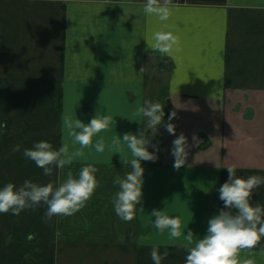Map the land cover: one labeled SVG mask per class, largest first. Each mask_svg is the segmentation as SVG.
<instances>
[{"label": "crops", "instance_id": "obj_1", "mask_svg": "<svg viewBox=\"0 0 264 264\" xmlns=\"http://www.w3.org/2000/svg\"><path fill=\"white\" fill-rule=\"evenodd\" d=\"M145 2L0 0V186L25 179L59 185L85 164L96 167L98 180L71 215L45 221L43 203L19 215L0 212V264H154V246L167 253L162 264H184L188 242L159 231L152 210L203 235L223 206L218 188L228 167L264 176V0H160L172 9L167 21L145 13ZM157 30L174 33L178 45L157 50ZM149 100L165 107L175 133L163 121L149 128L136 114ZM97 113L113 117L94 137H104V151L85 147L64 168L53 164L51 175L23 155L42 139L72 155L81 146L66 118L87 122ZM143 128L159 158L142 161L143 198L125 221L112 198L116 176L131 170L121 156L131 153L126 144L117 153L111 141ZM181 133L190 148L177 169L171 148ZM252 199L264 204V184ZM239 257L264 264V238Z\"/></svg>", "mask_w": 264, "mask_h": 264}, {"label": "clouds", "instance_id": "obj_2", "mask_svg": "<svg viewBox=\"0 0 264 264\" xmlns=\"http://www.w3.org/2000/svg\"><path fill=\"white\" fill-rule=\"evenodd\" d=\"M144 11L155 15L160 21H167L172 9L160 0H146ZM154 47L162 53L170 52L178 45L179 38L171 31L157 30L153 33ZM136 114L147 117L149 128L165 125L175 133L172 123L165 121V107L159 101H147L136 108ZM176 113L168 116L171 120ZM113 117L110 114H96L85 122L80 118H66L65 124L68 134L81 146L72 155L62 157L65 148L57 149L48 140L35 141L30 148L23 149V155L35 161L42 167L45 175L53 173L52 165L64 168L74 157L82 156L83 149L93 146L97 151H104L106 142L104 137L94 140L97 133L111 126ZM117 153L123 151L121 145L126 144L131 153L130 157L121 156L125 165L131 170L123 176H116L114 183L119 190L114 194L112 201L116 214L125 221H130L135 215V209L143 198L145 168L142 161H155L159 158L160 147L152 142L144 128L139 132H125L121 137L116 134L111 141ZM153 150H149V148ZM21 145H16L20 150ZM190 145L187 137L181 133L172 141L171 154L174 157V167L179 169L187 163ZM228 179L218 188L219 199L223 206L218 212L208 218L207 229L203 235L194 233L191 229L182 226L179 216H169L164 209L154 208L151 216L156 228L163 232L167 230L172 237H183L187 242V254L184 264H254L252 258L241 260L239 252L243 248H251L264 238V204L253 203V190L264 184V176L254 174L248 177L237 175L235 166L227 168ZM97 169L93 164L83 165L78 174L71 169L66 179L57 185L54 181L38 183L25 179L17 186L14 182L0 186V212H11L19 215L27 208L47 205L45 221L54 215H71L80 208L94 193L98 180ZM167 253H161L158 247H153L151 256L154 264H162Z\"/></svg>", "mask_w": 264, "mask_h": 264}, {"label": "built area", "instance_id": "obj_3", "mask_svg": "<svg viewBox=\"0 0 264 264\" xmlns=\"http://www.w3.org/2000/svg\"><path fill=\"white\" fill-rule=\"evenodd\" d=\"M171 2H173V3H182V2H184V0H170Z\"/></svg>", "mask_w": 264, "mask_h": 264}, {"label": "trees", "instance_id": "obj_4", "mask_svg": "<svg viewBox=\"0 0 264 264\" xmlns=\"http://www.w3.org/2000/svg\"><path fill=\"white\" fill-rule=\"evenodd\" d=\"M3 90H5V87L0 88V95L2 94Z\"/></svg>", "mask_w": 264, "mask_h": 264}]
</instances>
